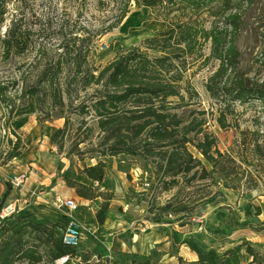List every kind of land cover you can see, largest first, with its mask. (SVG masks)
<instances>
[{
	"label": "rangeland",
	"instance_id": "obj_1",
	"mask_svg": "<svg viewBox=\"0 0 264 264\" xmlns=\"http://www.w3.org/2000/svg\"><path fill=\"white\" fill-rule=\"evenodd\" d=\"M254 3L219 1L201 10L169 14L161 8L140 9L132 2L123 24L107 32L126 8L124 0H0V181L8 183L14 176H30L36 170L42 179H52L53 184L62 181L75 194L68 182L93 187L100 196L93 205H80L87 215L83 239L76 249L77 257L68 264L116 261L100 257L98 248L109 237L102 234L98 223L91 224L104 198L114 195L105 183L93 184L85 175V169L102 161L115 179V187L129 203L139 205L140 209L126 213L137 220L133 231L143 234L147 222L153 226L156 220L167 230L161 247L167 245L169 257L163 264H251L246 244L264 255L263 179L256 190L223 189L214 200L207 196L217 191L209 186V180L190 183L191 177H181L177 187L167 191L164 182L168 179L158 168L159 159L105 154L119 139L127 141L130 148L146 145L147 134L140 136L139 132L153 122L145 117L148 107L130 104L101 117L93 110L96 98L107 91L104 82L97 79L109 65L132 50L143 51L148 38L168 37L188 27L197 43L192 49L183 46L178 53L174 74L183 76L178 84L181 95L150 108L178 122L183 130L194 125L198 131L202 128L212 134L222 152H236L243 140L241 132L259 133L262 142L264 106L254 100L246 105L228 101L220 90L226 79L216 78L223 67L220 57L226 59L232 45L235 51L230 60L236 69L229 77L240 76L251 86L264 81V0ZM149 55L154 58L162 53L150 51ZM53 69L57 70L54 79L44 82ZM58 130L63 132L54 139ZM18 140L22 146L13 150ZM189 150L210 168L199 152L191 146ZM16 153L21 155L11 160ZM137 170L138 177L134 176ZM180 202L187 203L191 211L176 217L163 210ZM91 206L94 211L89 210ZM257 206L262 209L259 217L254 215ZM32 208L26 211L40 222L67 219L52 206L40 207L37 215ZM248 210L251 217L246 215ZM113 233L115 243L125 238L122 231ZM186 248L195 252L198 260L181 256ZM119 249L112 251L120 253Z\"/></svg>",
	"mask_w": 264,
	"mask_h": 264
},
{
	"label": "trees",
	"instance_id": "obj_2",
	"mask_svg": "<svg viewBox=\"0 0 264 264\" xmlns=\"http://www.w3.org/2000/svg\"><path fill=\"white\" fill-rule=\"evenodd\" d=\"M125 9L107 32H112L123 24L129 13V5L134 2L138 8L147 7L151 10H168L169 14L181 10H201L215 5L216 2H226L229 0H124ZM249 5L255 4V0H240ZM1 10V8H0ZM4 16V12L1 13ZM175 28V27H172ZM171 28V29H172ZM197 43L196 35H193L188 27L172 32L168 37L148 38L144 42V50L135 49L127 55L119 57L108 66L97 79V82H104L106 92L101 93L93 104V110L98 115L106 116L119 112L130 104L137 107L146 108L147 116L153 118L142 128L139 135L147 134L146 145L134 148L128 145L127 141L119 139L115 145L109 147L106 155L117 157V155H144L146 157L159 159L158 168L163 172L165 190L169 191L179 184L181 177H191L192 182L211 181L209 186L215 187L217 191L207 193L211 200L222 195V190L240 191L247 193L259 188L262 179L264 180V135L258 137L253 132H241L243 140L239 142L235 153L222 152L218 149L217 139L209 133L198 131L194 125L181 129V125L169 119L162 113L158 114L150 107L155 103L164 102L170 98L180 96L179 87L183 81V76L179 73L174 74L178 66L175 64L179 59V52L182 47L194 48ZM264 43V35H263ZM223 60V67L218 71L216 78L224 80L225 84L220 89L227 100L239 102L243 105L248 102L259 101L264 106V81L261 85L251 86L246 84L244 78L230 75L236 69V64L231 61V53L235 51L234 46ZM160 52L161 56L151 57L149 52ZM264 62V50H263ZM56 69L44 79L50 82L56 75ZM29 113H33L30 111ZM142 117V118H145ZM222 122V121H220ZM226 128L224 122L221 123ZM58 130L53 136L54 139L62 133ZM194 134V137L190 135ZM258 135V136H257ZM252 139L249 141V139ZM249 141V143H248ZM13 150H18L22 143L20 140L15 142ZM194 148L207 162L205 166L198 160L189 147ZM16 153L10 156L11 160L20 156ZM106 163L100 162L95 166L85 169V175L93 184L102 186L106 178ZM7 191L0 200V209L10 195V189L6 183ZM67 185L76 190L77 196L86 201H93L100 196L95 195L93 187L82 184ZM196 194H199L197 192ZM202 196V195H199ZM204 197V196H203ZM114 195L104 198V203L97 212V223L100 228L104 226L107 212ZM203 200V199H202ZM187 203L180 202L176 206L168 205L163 210L169 215L172 213L176 217L189 213ZM255 216L262 215V209L257 206ZM248 217L253 213L246 212ZM69 224V220L62 218L57 223L50 221L40 222L36 220L33 213L24 210L17 213L13 218L7 220L0 227V264H52L61 256L76 257V250L65 245L61 236V229L64 223ZM160 224V220L155 221ZM67 224V225H68ZM264 228H262V231ZM246 253L252 258L251 264H263L264 255L246 244ZM90 262V261H87ZM130 264H153L152 260L139 261L134 259Z\"/></svg>",
	"mask_w": 264,
	"mask_h": 264
},
{
	"label": "crops",
	"instance_id": "obj_3",
	"mask_svg": "<svg viewBox=\"0 0 264 264\" xmlns=\"http://www.w3.org/2000/svg\"><path fill=\"white\" fill-rule=\"evenodd\" d=\"M137 171L139 172V170ZM137 171L134 173V176H136ZM114 180V178L108 175L107 171L106 178L103 183H105L108 191L114 193V200L110 204L106 221L102 227V234L107 235L109 238L107 242L102 243V245H100L98 248L100 257L102 259L108 258L110 260L115 258L116 261L112 262L111 264H130L131 259H128L127 257L131 256V258L137 259L135 254L139 255L140 257H144L145 260L151 259L154 264H163L164 261H168V247L167 245L161 247V244L164 243L167 230L165 227L159 224H154L152 226V223L148 221V226L145 227V233H135V230L133 231V229L137 220L130 219L132 214L126 213L128 209H132V211L133 209L138 210L139 205L137 203H129V200L126 199V195L119 188L115 187L116 181ZM5 184L6 183L0 181V200L7 191ZM7 184L8 188L10 189V195L4 202V205H9L17 201L21 205V211L26 209L30 210V208L33 207L32 210L34 213H36V211L38 212V210L41 208L52 206L55 211L66 217L68 220H76L83 226L86 224L85 219L87 217L85 210L81 209L79 212L72 214V216L65 215V211L59 210L57 208L55 200L61 197L76 201L79 206L82 204V202L88 203L90 205L94 204L93 201L87 202L80 199L78 196H76L75 191H69L62 181H58L56 184H53L52 179L46 177L42 179L39 177V174L36 172V170H33L31 173L25 188H13L11 182H8ZM103 189L105 190V187H103ZM74 197L77 198L78 201L74 199ZM89 210L94 211V206H91V208L89 207ZM93 213L95 214V212ZM91 224H96L97 226V219L95 218ZM92 229H96V227H93ZM114 231L124 232L125 238L120 240V242L115 243V234L113 233ZM110 237L112 239H110ZM110 240H112V242H110ZM114 247H119L120 253H116L115 250L112 251ZM187 250L188 251L182 250L180 255L187 257V259L193 262L194 260H198V256L195 254V252L193 253L191 250ZM251 262L252 258L248 263Z\"/></svg>",
	"mask_w": 264,
	"mask_h": 264
},
{
	"label": "built area",
	"instance_id": "obj_4",
	"mask_svg": "<svg viewBox=\"0 0 264 264\" xmlns=\"http://www.w3.org/2000/svg\"><path fill=\"white\" fill-rule=\"evenodd\" d=\"M136 176H140L138 171ZM29 177L30 176L28 174L14 176V178L11 180L12 187L18 189L25 188V185L29 181ZM147 186H149V184ZM55 201L57 208L59 210L65 211V215L72 216V214L81 210V206H79L76 201H72L71 199L59 197ZM19 212H21V205L17 201L9 205H4L0 209V227L5 221L10 220ZM65 230L66 231L62 236L63 243L76 250L78 247H80L81 241L83 239L84 226L76 220H69V224L66 226ZM73 260L74 259H72L71 256H61V258L57 259L52 264H68Z\"/></svg>",
	"mask_w": 264,
	"mask_h": 264
}]
</instances>
